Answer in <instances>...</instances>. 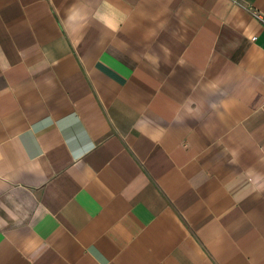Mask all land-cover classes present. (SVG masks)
<instances>
[{"label": "crops", "instance_id": "1", "mask_svg": "<svg viewBox=\"0 0 264 264\" xmlns=\"http://www.w3.org/2000/svg\"><path fill=\"white\" fill-rule=\"evenodd\" d=\"M264 0H0V264H264Z\"/></svg>", "mask_w": 264, "mask_h": 264}, {"label": "built area", "instance_id": "2", "mask_svg": "<svg viewBox=\"0 0 264 264\" xmlns=\"http://www.w3.org/2000/svg\"><path fill=\"white\" fill-rule=\"evenodd\" d=\"M255 16L257 17V18H259L261 21H263L264 22V19L262 18V16L260 15V14H255Z\"/></svg>", "mask_w": 264, "mask_h": 264}]
</instances>
